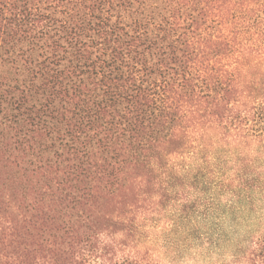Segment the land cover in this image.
Listing matches in <instances>:
<instances>
[{"label": "trees", "instance_id": "16d2710c", "mask_svg": "<svg viewBox=\"0 0 264 264\" xmlns=\"http://www.w3.org/2000/svg\"><path fill=\"white\" fill-rule=\"evenodd\" d=\"M0 264H264V0H0Z\"/></svg>", "mask_w": 264, "mask_h": 264}]
</instances>
